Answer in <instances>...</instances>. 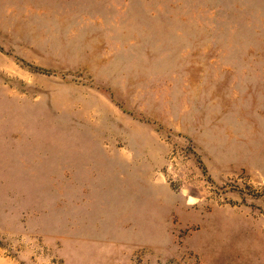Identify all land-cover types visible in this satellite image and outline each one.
<instances>
[{"label": "rangeland", "instance_id": "obj_1", "mask_svg": "<svg viewBox=\"0 0 264 264\" xmlns=\"http://www.w3.org/2000/svg\"><path fill=\"white\" fill-rule=\"evenodd\" d=\"M0 264H264V0H0Z\"/></svg>", "mask_w": 264, "mask_h": 264}]
</instances>
